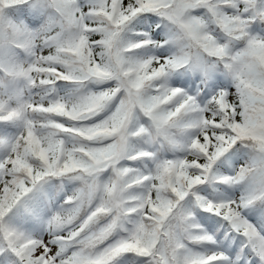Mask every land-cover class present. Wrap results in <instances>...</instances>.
<instances>
[{
    "label": "snow or ice",
    "instance_id": "1",
    "mask_svg": "<svg viewBox=\"0 0 264 264\" xmlns=\"http://www.w3.org/2000/svg\"><path fill=\"white\" fill-rule=\"evenodd\" d=\"M0 264H264V0H0Z\"/></svg>",
    "mask_w": 264,
    "mask_h": 264
}]
</instances>
